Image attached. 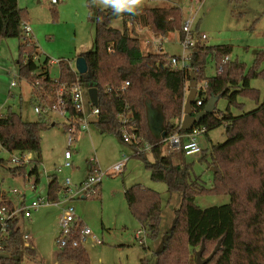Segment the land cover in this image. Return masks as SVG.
Wrapping results in <instances>:
<instances>
[{
    "label": "trees",
    "instance_id": "obj_1",
    "mask_svg": "<svg viewBox=\"0 0 264 264\" xmlns=\"http://www.w3.org/2000/svg\"><path fill=\"white\" fill-rule=\"evenodd\" d=\"M118 20L123 23L120 30L112 27L113 22ZM89 21L95 24L94 50L81 56L87 61L89 74L79 75L69 63L60 61V76L54 81L48 70L37 74L38 47L22 29L23 23H30L29 12L20 8L19 0H0V41H21L18 75L32 85L37 101L40 93L48 100H54L56 93L61 92L69 122L64 129L68 133L71 127L76 128L74 141L82 133L79 126L83 115L73 105L71 90L77 84H88L89 88L98 90L96 108L100 115L95 125L102 135H114L125 144L124 126L120 122V116L125 113L129 116L128 130L141 141L138 147H131L137 151L146 144L152 146L150 154H137L150 172L151 180L165 184L170 195L179 193L182 197L175 225L164 248L157 254V264H195L196 254L203 242L205 249L202 257L206 259L220 241L221 249L209 264H264V97L260 102V92L251 86L252 80L264 81V50L257 53L248 71L244 64L230 61L223 66L222 74L208 77V60L214 62L217 70L224 58L232 54V46H199L192 55V70L189 72L176 71L168 66V55L144 54L142 50L136 28L148 29L156 39L167 38L172 33H179L180 40L184 38V16L179 7L122 13L101 9ZM192 76L198 85L194 109L198 107V102H202V106L198 107L201 112L212 98H217L218 103L221 100L227 102L225 111L216 109L195 126L204 130L205 134L225 128L226 141L212 145L207 152L210 153V169L213 172L210 188L202 177L196 176L195 163L187 162L184 153H181L183 163L176 167L172 165L164 150V139L152 133L148 120L147 103L150 101L161 108L165 139L186 134L181 124L186 91ZM127 83L129 86L125 87ZM204 84L207 88H203ZM241 98L255 100L258 107L235 115L234 110L244 112ZM51 126L54 125L43 119L26 122L10 109L7 114L1 115L0 145L8 153H19L22 158L21 165L13 171L15 175L25 174L23 158L28 153H34L36 158L32 161L29 177H36V183L39 182L42 133ZM90 168L91 172L94 171V167ZM49 181L47 200L58 202L67 190L60 185L57 175L49 177ZM99 195L97 187L95 197ZM214 196H227L230 203L208 209L197 205L198 198ZM125 199L142 229L151 239H156L161 230V194L138 185L125 191ZM0 205L14 211V206L4 201L3 197ZM0 246L3 248L0 250V264H22L25 256L36 257V252L24 245L19 217L10 221L8 234L2 237ZM3 255L9 258H3ZM58 258L76 264H91L84 247L60 250ZM142 264L148 263L143 260Z\"/></svg>",
    "mask_w": 264,
    "mask_h": 264
},
{
    "label": "rangeland",
    "instance_id": "obj_2",
    "mask_svg": "<svg viewBox=\"0 0 264 264\" xmlns=\"http://www.w3.org/2000/svg\"><path fill=\"white\" fill-rule=\"evenodd\" d=\"M19 5L29 12L31 37L38 47L37 74L48 70L52 80L60 76V61L69 63L75 70L77 59L94 50L95 24L90 22L89 18H94L98 10H113L110 6L105 7L100 0H61L55 7L46 2L39 3V0H19ZM170 6L182 9L185 22L193 19L194 33L208 37L206 46H232V62L244 64L246 71L253 66L257 53L264 50V0H144L143 5L137 9H160ZM122 26L120 20L112 24L114 29L120 30ZM136 35L139 36L144 54H158L159 49L163 47L162 50L166 54L182 56L179 33L156 39L148 29L136 28ZM16 42L21 43L20 40ZM17 71L16 60L12 62L0 56V108L3 109V115L10 109L20 114L26 122L47 120L50 116L41 118L35 113L38 102L34 97V88L24 79H15L14 77L18 76ZM215 72V66L209 59L206 75L209 77L215 75ZM13 78L19 87L13 90L14 96L9 97L8 90ZM251 86L260 92L262 102L264 81L252 80ZM89 90L88 84L82 86L87 112L90 110ZM189 93L190 87L187 88L186 99ZM240 102L244 104V112L234 110L235 115L251 112L258 107L255 100L241 98ZM226 107L227 102L224 100L217 105V109L221 111H225ZM52 116L54 119L49 122L54 126L42 133V164L39 167L41 182L37 185V190H32L36 177L28 176L33 166L30 159H35V156L30 154V159L25 156V174L15 175L13 171L17 165L12 161L20 158V154H10L0 145V192L7 194L13 202H19L26 195L29 205L33 200H38L37 197L46 198V184L53 175L58 176L60 185L70 179L74 187H79L89 175L95 178L101 174L108 176L104 177L99 186L98 197H79L60 206H42L38 211L31 210L32 219L19 217L24 245L36 252L35 258L25 256L22 264H76L58 258L60 249L56 238L59 234V222L62 209L68 205L76 209L83 224L102 242L100 246H95L92 241L86 245L91 264H142L143 260L148 264H157L155 253L164 248L175 225L177 213L181 208V195H170L165 184L153 182L136 150L120 142L114 135H102L96 125L91 124L89 131L80 133L69 148V134L64 129V125L69 123L68 120L57 115ZM88 117L92 119L89 114ZM196 139L203 152L187 157L186 161L195 163L196 176L202 177V181L210 188L213 172L210 169V153L207 152L211 150L212 145L226 141L225 128L221 127L208 134L203 133ZM68 151L71 158L66 161L65 154ZM165 153L171 158L174 167L183 163L184 157L181 154L173 155L167 151ZM123 157L129 159L124 174L111 171ZM201 159L206 160L200 162ZM67 163L70 165L68 168ZM90 166L94 167L93 173ZM138 185L154 190L162 196L161 230L156 239H151L142 229L125 199V191ZM14 190L19 193L14 194ZM229 203L230 198L227 196L197 199V205L201 209ZM140 231L145 245L137 239Z\"/></svg>",
    "mask_w": 264,
    "mask_h": 264
},
{
    "label": "built area",
    "instance_id": "obj_3",
    "mask_svg": "<svg viewBox=\"0 0 264 264\" xmlns=\"http://www.w3.org/2000/svg\"><path fill=\"white\" fill-rule=\"evenodd\" d=\"M46 2L50 6H58L61 0H39V3ZM194 2V0H191ZM193 19L190 18L186 22L183 23L182 31L184 33V38L180 40L181 47L183 50L182 56H171L168 58L167 65L171 66L174 70L180 72H189L191 71V62H192V55L197 51V48L201 45H205L208 41V37L205 34H196L194 33L193 29ZM22 29L24 34L27 38L32 36V29L28 23L22 24ZM161 46V45H160ZM162 48L159 49V53H162ZM230 62L229 57H225L222 65L217 68L216 72L217 75L222 74L224 65ZM20 78V76H15L14 78ZM11 83V88L17 87V82L14 80ZM21 79V78H20ZM38 86V84H37ZM129 86L127 83L125 87ZM203 88H207V84L203 85ZM71 96L73 100V105L77 112L83 115V119L80 122V130L82 132H86L89 130V126L91 121L94 118V121L98 119L100 115V111L96 107H92L91 103L90 110L87 112L85 103H84V95L82 92V86L77 84L71 90ZM38 105L35 107V113L41 117H51L52 115H57L63 119L68 120V115L66 112V105L64 99L61 97V92L56 93V98L54 100H48L45 98L41 93L39 100L37 101ZM202 106V102H198V107ZM198 107L193 109L195 113H199ZM92 119H89L88 114ZM1 117V115H0ZM95 121V122H96ZM120 122L124 126V135L123 140L124 143L130 146L138 147L140 145V139L133 133L128 130L127 125L129 122V116L125 113L120 116ZM76 132L75 127H71L68 131L69 134V148L72 147L74 142V134ZM204 133V130L199 128L192 129L191 132H186V134H177L168 139H164V150L167 151L169 154H181L184 153L187 157L198 155L202 153V148L199 146L197 142V137ZM139 153H146L150 154L152 152V146L146 144L144 148H139L137 151ZM25 158V156H24ZM23 158V160H24ZM71 158V153L68 151L65 154L66 161H69ZM17 166L21 164L22 158H17L12 161ZM129 159L123 157V160L116 164L111 171L116 174H123L127 168ZM66 167H70L67 163ZM60 171V170H59ZM108 176V174H101L99 177H92L91 175L88 179L79 185V187H74L72 185V181L70 179L65 180L64 189L67 190L66 195L58 202H49L47 199H41L33 201L29 206L20 205L18 208L14 207V211H10L7 206L0 205V241L3 236L8 234L9 223L15 217H24L27 219L32 218L31 210H38L42 206H60L62 203H70L76 198L82 197V199H88L97 194V187H99L104 177ZM36 189L35 184L33 185L32 190ZM14 194H18L17 190L13 191ZM142 232H138L137 239L141 244H144L145 240H142ZM28 236L25 237L27 239ZM92 241L93 244L100 246L102 242L93 234L92 230L85 226L81 220L79 219L76 209L68 205L67 207L62 209V215L60 217L59 222V234L56 238L57 246L60 250L72 247V248H79V247H86V245ZM3 248L0 246V250Z\"/></svg>",
    "mask_w": 264,
    "mask_h": 264
},
{
    "label": "water",
    "instance_id": "obj_4",
    "mask_svg": "<svg viewBox=\"0 0 264 264\" xmlns=\"http://www.w3.org/2000/svg\"><path fill=\"white\" fill-rule=\"evenodd\" d=\"M75 70L79 75H88L89 74V68L87 61L84 57H80L76 61ZM198 96V85L195 81V77L192 76V81L190 83V93L186 99L185 102V108H184V116L183 121L181 124V129L184 132H191L192 129L195 128L196 125L200 124L203 119H205L207 116L212 115L216 109H217V98H212L207 103L204 110H202L199 113L194 112V102ZM89 99L93 106H98V90L96 88H90L89 90ZM159 137L161 139L166 138L165 131H159ZM222 245V241H220L215 248L214 252L206 259H203L202 255L204 253L205 249V243L203 242L201 249L196 254V264H209L213 258L217 255V253L220 251ZM3 258H9L8 255H3Z\"/></svg>",
    "mask_w": 264,
    "mask_h": 264
},
{
    "label": "crops",
    "instance_id": "obj_5",
    "mask_svg": "<svg viewBox=\"0 0 264 264\" xmlns=\"http://www.w3.org/2000/svg\"><path fill=\"white\" fill-rule=\"evenodd\" d=\"M20 6V5H19ZM21 8V6H20ZM23 9V8H22ZM17 40H4V41H0V56H4L6 57V60H9V61H12L14 62L16 60L17 62V59H18V51H19V43L16 42ZM163 48V47H162ZM159 53V52H158ZM163 55H168L169 57H171L172 55H169V54H166L164 53V50L162 51ZM176 56V55H174ZM230 58V56H229ZM230 61L232 62L231 58H230ZM6 63V62H4ZM214 64V62H212ZM72 66V65H71ZM215 66V64H214ZM73 67V66H72ZM215 71H216V67H215ZM18 72V71H17ZM217 75V72H215V75H212V76H209V77H214ZM52 79V78H51ZM57 79H55L54 81H57ZM12 83V82H11ZM19 87V84L17 83V87L15 88H11V84L9 86V97H13L14 94H13V90L18 88ZM147 109H148V120H149V126H150V129L152 131V133L158 138L159 137V131H165V126H164V118H163V114H162V111H161V108L157 105H155L154 103L152 102H148L147 103ZM3 109L2 107L0 108V115H3L2 113ZM54 119L53 116L49 117L46 121H50L52 122L51 120ZM93 124L95 125V121L94 119L91 121L90 125ZM54 125V124H53ZM89 131V130H88ZM99 131V130H98ZM127 145V144H126ZM130 146V145H128ZM131 147V146H130ZM30 154L34 155V153H28L26 154L25 156H28L29 159H30ZM173 155H178V154H173ZM36 158V156H35ZM34 157L33 159H30V161H34ZM124 174V173H123ZM29 176V175H28ZM90 176V175H89ZM58 177V176H57ZM29 178H32V177H29ZM41 182V179H40V176H39V182L36 183V180L34 181V184H35V187L36 189L34 191L37 190V185H39ZM49 182H47L46 184V189H45V194L44 196L46 197L45 199H47V196H48V185H49ZM85 182V180L83 181ZM83 182H81L80 184H82ZM65 184V182H64ZM64 184L61 185L63 188H64ZM2 197L4 198V201L8 202V203H11L15 208H18L20 205H26V206H29L33 201H36V200H33L31 203H29V205L27 204V196L24 195L23 198L19 201V202H13L11 201L7 194L3 193L2 191L0 192V202L2 201ZM38 200H41V199H44L42 197H37ZM38 211V210H37ZM32 219V218H31ZM80 219V218H79ZM82 222V221H81ZM83 223V222H82ZM146 243H144L145 245ZM95 245V244H94ZM95 246H98V245H95ZM86 249V247H85ZM150 250V248H148ZM87 250V249H86ZM88 251V250H87ZM160 252V251H159ZM159 252H156V257H157V254Z\"/></svg>",
    "mask_w": 264,
    "mask_h": 264
},
{
    "label": "clouds",
    "instance_id": "obj_6",
    "mask_svg": "<svg viewBox=\"0 0 264 264\" xmlns=\"http://www.w3.org/2000/svg\"><path fill=\"white\" fill-rule=\"evenodd\" d=\"M105 7H111L116 13L135 12L138 6H142L144 0H100Z\"/></svg>",
    "mask_w": 264,
    "mask_h": 264
}]
</instances>
